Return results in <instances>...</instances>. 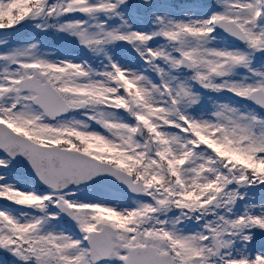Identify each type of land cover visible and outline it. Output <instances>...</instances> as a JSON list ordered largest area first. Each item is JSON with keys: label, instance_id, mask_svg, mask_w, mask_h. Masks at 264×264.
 Instances as JSON below:
<instances>
[{"label": "snow or ice", "instance_id": "1", "mask_svg": "<svg viewBox=\"0 0 264 264\" xmlns=\"http://www.w3.org/2000/svg\"><path fill=\"white\" fill-rule=\"evenodd\" d=\"M0 264H264V0H0Z\"/></svg>", "mask_w": 264, "mask_h": 264}]
</instances>
